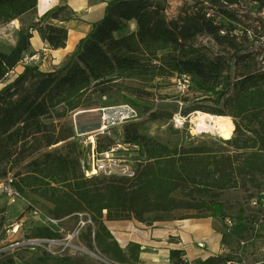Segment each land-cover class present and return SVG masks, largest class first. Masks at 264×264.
I'll list each match as a JSON object with an SVG mask.
<instances>
[{
	"label": "trees",
	"instance_id": "16d2710c",
	"mask_svg": "<svg viewBox=\"0 0 264 264\" xmlns=\"http://www.w3.org/2000/svg\"><path fill=\"white\" fill-rule=\"evenodd\" d=\"M172 1L111 0L104 17L93 23L68 61L54 70L26 64L11 78L25 57L36 54L31 48L34 31L54 49L66 45L68 29L45 19L49 14L60 21L76 18V11L67 4L21 25L16 43L9 49L0 47V182L11 176L14 188L29 201V211L37 208L60 220L87 212L92 223L86 225V245L98 248L115 264H140L142 247L131 242L123 248L107 221L135 219L152 225L205 218L223 213V192L256 188L251 197L264 186V68L255 44L262 26L257 30L237 28L235 22L240 19L233 7L241 0H181L176 15L169 17ZM252 1L264 8V0ZM37 5L38 0H0V25L22 21L24 15L36 12ZM200 37L213 41L218 51L199 42ZM184 75L189 77V89L217 96L219 105L205 112L236 119L239 133L224 140L227 148L218 150L209 144L171 147L143 134L141 122L130 121L124 125L123 139L138 143L145 155L137 177H86L80 149L71 140L74 127L64 119L71 112L92 108L96 95L146 93L127 80L150 82ZM202 108L188 107L184 113ZM171 116L157 110L150 112L148 119ZM97 143L102 150L114 141ZM32 194L51 204L47 212L27 198ZM178 210L196 214L176 215ZM28 238L60 239L62 233L40 222ZM18 250L1 251L0 264H15ZM182 254L172 249V264H190ZM229 261L231 257L219 254L191 264ZM27 264L84 263L44 250Z\"/></svg>",
	"mask_w": 264,
	"mask_h": 264
},
{
	"label": "rangeland",
	"instance_id": "374dc122",
	"mask_svg": "<svg viewBox=\"0 0 264 264\" xmlns=\"http://www.w3.org/2000/svg\"><path fill=\"white\" fill-rule=\"evenodd\" d=\"M179 2V0H178ZM180 4L173 0L168 6V16L174 17ZM240 22H235L238 29L252 27L255 30L264 24V8H261L258 2L252 0H241L233 7ZM30 20L22 19L21 24L13 21L0 25V47L9 49L17 40V33L21 25H28ZM199 42L208 44L213 50L218 51L219 47L209 38L200 37ZM28 57H30L28 55ZM39 56L28 61H23L22 66L26 64H35ZM19 69V68H18ZM17 73L14 72L11 78ZM126 83L144 88L146 93L137 96L124 91H117L111 95L94 96V105L89 109H80L71 112L64 121L74 127L75 141L80 149V159H87L85 142L89 136L94 135L100 129L105 127V132L96 135V141L103 145L109 144L111 140L119 141L123 139L124 125L130 121H139L142 123L141 132L145 135L165 144L174 146H192L199 144L214 145L216 149L223 150L227 148L224 138L220 135H214L212 132L193 131L189 116L197 110L187 114L184 110L188 107L200 105L203 107L200 111H205L208 107L218 106L217 96L214 94H203L189 89L183 80L172 78L155 79L150 82H140L137 80H127ZM162 111L171 113V118L150 120L148 115L152 111ZM176 113H182L187 117L184 127L175 129L172 126L171 119ZM228 116L233 123L235 118ZM236 124V123H235ZM60 144L59 146H61ZM23 170V166H21ZM18 167L15 168L17 170ZM54 183L55 180L52 179ZM264 183V180L262 181ZM264 188V186H262ZM256 188L249 191L244 189H230L223 192L221 200L223 201V213L210 214L213 227L222 236L224 244L223 255L231 257L232 261L228 264H264V228H254V222L259 214V209L251 204V193H255ZM38 208L47 212L51 205L39 196L32 194L27 197ZM23 200L10 202L8 196L0 189V217L3 216L4 227L3 235L0 240V252L5 250H18V256L15 264H27L43 254L46 250L52 255H68L81 260L84 264H107L101 258H107L98 248L90 249L86 245L84 234L86 226L80 227L81 217L73 216L63 219L59 223V230L62 238L59 243L49 244L40 243L36 239H29L32 228L41 221L31 213ZM196 214L193 210H178L176 215ZM225 217L233 220V227L228 228L225 224ZM84 219H91L90 215ZM114 235V234H113ZM115 237V236H114ZM116 238V237H115ZM120 244V243H119ZM121 245V244H120ZM88 249L96 253L94 256ZM108 260V259H107ZM196 261V260H195ZM111 262V261H110ZM111 264H115L111 262Z\"/></svg>",
	"mask_w": 264,
	"mask_h": 264
},
{
	"label": "crops",
	"instance_id": "0c3cea01",
	"mask_svg": "<svg viewBox=\"0 0 264 264\" xmlns=\"http://www.w3.org/2000/svg\"><path fill=\"white\" fill-rule=\"evenodd\" d=\"M110 1L38 0L36 12L24 15V19L36 20L63 4H67L75 10L77 16L68 21L55 20L51 14L46 17L45 22L67 28L68 39L64 47L54 49L47 41L43 40L38 31H34L31 48L40 59L35 64L43 70H54L63 66L76 50L80 39L90 32L93 23L104 17L106 5ZM176 2L181 4V0L179 2L176 0ZM13 22L21 24L18 19ZM21 64L15 68L12 74L16 70V74L22 72L25 65ZM106 224L123 248H126L131 242L141 244L140 264H172L170 256L172 249L183 251V254H186L191 262L219 255L224 250L222 235L213 227L211 217L164 220L154 222L152 225L135 219L107 221ZM200 242L203 243L202 246H199Z\"/></svg>",
	"mask_w": 264,
	"mask_h": 264
},
{
	"label": "built area",
	"instance_id": "2783aa9c",
	"mask_svg": "<svg viewBox=\"0 0 264 264\" xmlns=\"http://www.w3.org/2000/svg\"><path fill=\"white\" fill-rule=\"evenodd\" d=\"M255 44L258 49V61L262 68H264V24L260 27L258 33L255 35ZM37 55L34 54L30 57H25V61L29 59L36 58ZM177 79L183 80L185 85L187 86V82L189 77L184 75L183 78L176 76ZM187 121V117L182 115V113H176L171 119L172 126L175 129L181 128L185 126ZM100 132H105V127L99 130ZM95 133L92 136H89L88 140L85 142V148L87 151V159L85 161H81L83 171L86 177L91 178L94 176L99 177H125L128 179H134L137 177L140 169L143 166L145 155L143 154V150L138 143L128 142L124 139L115 141L105 149L100 150L98 148V143L96 141V135L99 133ZM75 138V136L73 137ZM12 178L9 176L8 179L0 182V189L3 193H5L10 202L13 203L17 200H23L25 204H29V201L25 199L12 185ZM251 204L259 209L258 217L254 222V228L259 229L260 227L264 228V188L262 187L257 194L252 198ZM31 213L35 215L42 224H48L54 226L56 229H59L60 219H54L47 215H43L37 208H33ZM78 217H81V221L79 223L80 227H84L87 224L92 223L91 219H84L85 216L88 215L87 212H78ZM225 224L228 228L233 227V220L230 217H225ZM38 242L56 244L59 243V239H36ZM203 243L200 242L199 246H202ZM105 259V258H103ZM182 259L191 264L186 254H182ZM105 263L111 264L107 258L105 259ZM231 262V261H229ZM228 262V263H229Z\"/></svg>",
	"mask_w": 264,
	"mask_h": 264
},
{
	"label": "bare ground",
	"instance_id": "6f19581e",
	"mask_svg": "<svg viewBox=\"0 0 264 264\" xmlns=\"http://www.w3.org/2000/svg\"><path fill=\"white\" fill-rule=\"evenodd\" d=\"M188 120L193 131L199 133L212 132L214 135H220L224 138H234L239 133L238 126L228 116L197 110L189 116ZM104 215L107 217V209H104ZM83 250L98 256L88 249L83 248Z\"/></svg>",
	"mask_w": 264,
	"mask_h": 264
},
{
	"label": "water",
	"instance_id": "95a60500",
	"mask_svg": "<svg viewBox=\"0 0 264 264\" xmlns=\"http://www.w3.org/2000/svg\"><path fill=\"white\" fill-rule=\"evenodd\" d=\"M100 259H102L104 262L106 261L105 259H103V258H101V257H99Z\"/></svg>",
	"mask_w": 264,
	"mask_h": 264
}]
</instances>
